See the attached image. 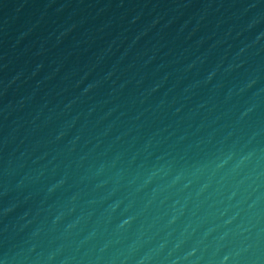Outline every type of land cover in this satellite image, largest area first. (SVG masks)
I'll return each instance as SVG.
<instances>
[{
    "label": "water",
    "instance_id": "1",
    "mask_svg": "<svg viewBox=\"0 0 264 264\" xmlns=\"http://www.w3.org/2000/svg\"><path fill=\"white\" fill-rule=\"evenodd\" d=\"M0 264H264V0H0Z\"/></svg>",
    "mask_w": 264,
    "mask_h": 264
}]
</instances>
